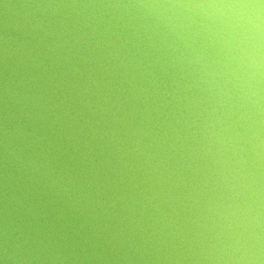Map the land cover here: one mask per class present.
<instances>
[{
	"label": "clouds",
	"instance_id": "clouds-1",
	"mask_svg": "<svg viewBox=\"0 0 264 264\" xmlns=\"http://www.w3.org/2000/svg\"><path fill=\"white\" fill-rule=\"evenodd\" d=\"M0 264H264V0H0Z\"/></svg>",
	"mask_w": 264,
	"mask_h": 264
}]
</instances>
